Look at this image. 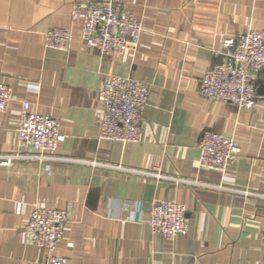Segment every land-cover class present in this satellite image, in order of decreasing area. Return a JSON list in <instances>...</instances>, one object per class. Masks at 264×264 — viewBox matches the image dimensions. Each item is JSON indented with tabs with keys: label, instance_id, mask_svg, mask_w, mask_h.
I'll use <instances>...</instances> for the list:
<instances>
[{
	"label": "crops",
	"instance_id": "1",
	"mask_svg": "<svg viewBox=\"0 0 264 264\" xmlns=\"http://www.w3.org/2000/svg\"><path fill=\"white\" fill-rule=\"evenodd\" d=\"M90 1L0 0V83L11 91L0 158H13L0 165V264H42L25 232L36 207L67 211L57 253L68 264L264 263V72L252 110L198 94L208 67L231 62L223 39L264 28V0H121L143 27L121 56L87 47L71 21V5ZM55 27L71 29L67 50L45 47ZM110 75L149 89L136 143L98 138L97 95ZM23 103L58 122L65 140L55 153L37 159L18 147ZM207 131L239 147L223 174L198 166ZM156 198L185 206V235L150 232Z\"/></svg>",
	"mask_w": 264,
	"mask_h": 264
},
{
	"label": "built area",
	"instance_id": "2",
	"mask_svg": "<svg viewBox=\"0 0 264 264\" xmlns=\"http://www.w3.org/2000/svg\"><path fill=\"white\" fill-rule=\"evenodd\" d=\"M70 18L80 26L85 45L102 55H124L137 45L143 30L141 22L123 6L121 0L74 2ZM43 36L45 47L60 50H67L73 40L69 28H51ZM222 46L223 54L231 62L208 67L199 79L198 94L204 99L252 110L258 103L255 78L264 72V28L248 29L226 37ZM148 96L149 89L145 83L131 77L110 75L97 95L100 103L98 138L122 144L138 142ZM10 100L9 87L0 83V113L7 110ZM15 131L18 147L31 149L37 159L55 153L65 140L56 120L49 115L30 112L27 103L22 105ZM238 152L239 147L233 137L213 131L204 132L199 142L198 166L223 174ZM12 159L11 156L1 157L0 165L8 166ZM128 205L125 203L124 208ZM186 214L182 203L156 198L150 202L147 225L152 234L170 241L187 233ZM68 220L65 210L43 207L32 210L25 232L32 245L44 250L42 264H68L67 258L57 253V245L64 236Z\"/></svg>",
	"mask_w": 264,
	"mask_h": 264
}]
</instances>
